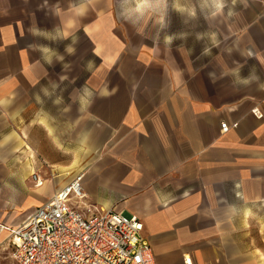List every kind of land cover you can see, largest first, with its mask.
Returning <instances> with one entry per match:
<instances>
[{
	"label": "crops",
	"instance_id": "obj_1",
	"mask_svg": "<svg viewBox=\"0 0 264 264\" xmlns=\"http://www.w3.org/2000/svg\"><path fill=\"white\" fill-rule=\"evenodd\" d=\"M78 1L0 0V223L18 227L84 172L82 202L138 216L155 264H264V246L244 244L250 234L264 241V0L242 11L235 44L198 65L181 51L123 40L107 3L86 2V15L75 16ZM69 19L99 60L81 84L80 73L56 77L50 68L52 41L71 36L57 35ZM69 46L78 53L77 40ZM58 89L68 103L52 101ZM221 122L237 126L221 132ZM85 135L79 161L52 152ZM8 233L3 264H16Z\"/></svg>",
	"mask_w": 264,
	"mask_h": 264
},
{
	"label": "built area",
	"instance_id": "obj_2",
	"mask_svg": "<svg viewBox=\"0 0 264 264\" xmlns=\"http://www.w3.org/2000/svg\"><path fill=\"white\" fill-rule=\"evenodd\" d=\"M261 118L257 107L251 109ZM220 123L221 132L236 127ZM35 184L42 182L32 174ZM84 172L58 189L18 227L0 223L8 231L11 256L16 264H155L152 249L143 238V222L135 214L113 208L89 209L85 213L73 201L84 198ZM183 264H192L184 257Z\"/></svg>",
	"mask_w": 264,
	"mask_h": 264
},
{
	"label": "rangeland",
	"instance_id": "obj_3",
	"mask_svg": "<svg viewBox=\"0 0 264 264\" xmlns=\"http://www.w3.org/2000/svg\"><path fill=\"white\" fill-rule=\"evenodd\" d=\"M92 0H81L78 3L91 2ZM98 4L107 3V8L110 9L114 15V24L117 27V34L121 38L129 39L130 36L137 37L140 41L145 43L147 47L159 48L163 50L170 49L172 51H181L185 56L194 59V64H202L215 58H220L225 53L226 48H229L232 44H235L237 39V26H242L243 22L240 18L242 11L246 8L253 7L254 1L251 0H223L224 8L220 13L213 15L214 8L202 7L201 5L207 3L211 4V0H167L168 9L167 14L164 17L163 25L159 23V14L151 13L146 14L140 19H136L133 15L131 19H125L124 13L125 7H132L135 5L136 0H97ZM179 2L181 6L185 8H194L196 11L195 16L189 15L187 12L180 13L173 8V4ZM77 3V2H76ZM231 13V15H229ZM240 18V19H239ZM136 22L133 23L132 21ZM172 37L171 43H166V38ZM74 40L78 41V53L71 54L67 52V45H70ZM54 47L53 53L58 54V58L55 63L50 67L51 72L57 77V75H75L80 73L79 81L77 84L84 83L86 76L97 70L98 59L90 51V41L85 34L80 31L74 32L70 37L65 39H56L52 41ZM60 56V57H59ZM62 58V59H61ZM62 81L67 88L70 85V80ZM69 90V89H68ZM65 90L58 89L52 92V101L57 104L68 103L69 97L65 95ZM67 140V139H66ZM68 144H54L52 152H63L68 157L67 165L74 163L75 160L79 161L80 154L83 148L86 147L88 142L86 135L84 139L78 144L73 140L68 139ZM89 147L84 155V160L80 162L84 165L90 163L89 158H95L100 153L108 152V147L99 146L97 150H93ZM94 151V152H93ZM86 158V159H85ZM79 162V163H80ZM50 177L52 172H49ZM82 201V200H81ZM83 202L73 201L74 207L78 208L85 213H91L88 209L82 206ZM252 236H255L252 235ZM249 239L244 241L245 246L249 249L254 245L264 246V241H252L251 234L248 235ZM6 254L0 252V264L8 261L9 259L2 260Z\"/></svg>",
	"mask_w": 264,
	"mask_h": 264
},
{
	"label": "clouds",
	"instance_id": "obj_4",
	"mask_svg": "<svg viewBox=\"0 0 264 264\" xmlns=\"http://www.w3.org/2000/svg\"><path fill=\"white\" fill-rule=\"evenodd\" d=\"M126 2H127V0H126ZM172 6H173V8H175L176 11H178L180 13L187 12L191 16L196 15V11L194 8H185V7L181 6V4L179 2L174 3ZM201 6L202 7H209L210 6V7L214 8L213 15H215L217 13H220L225 5H224L223 0H211L210 5L205 3ZM167 9H168L167 0H136L135 5L132 7H125L124 13H122V14L124 15L125 19H131L133 17V15H135L136 19L138 20L141 17H144L146 14L158 13L159 14V23H161V25H163L164 17L167 14ZM55 11H56L57 15L62 16V13H61L59 6L56 7ZM71 11L75 14V16L83 17L86 15L88 8H87L86 4L81 3L79 6H73L71 8ZM229 15H231V13H229ZM132 22L135 23L136 21L133 20ZM75 26H76L75 20L69 19L66 22H64V30L63 31L57 30V35L66 38V37L72 35L71 30L74 29ZM171 40H172V37H167L166 43H171ZM42 51L44 53H49V49L47 47L43 48ZM73 51H74V49L71 46H69L67 48L68 53H73ZM44 59L47 60L49 64H51V56L50 55L45 56ZM61 79H64V77H62ZM85 92L87 95H91V93L88 92L87 88H85Z\"/></svg>",
	"mask_w": 264,
	"mask_h": 264
},
{
	"label": "bare ground",
	"instance_id": "obj_5",
	"mask_svg": "<svg viewBox=\"0 0 264 264\" xmlns=\"http://www.w3.org/2000/svg\"><path fill=\"white\" fill-rule=\"evenodd\" d=\"M41 181V180H40Z\"/></svg>",
	"mask_w": 264,
	"mask_h": 264
}]
</instances>
